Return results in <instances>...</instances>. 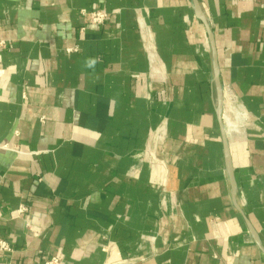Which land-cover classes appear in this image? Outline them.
Segmentation results:
<instances>
[{"label":"crops","instance_id":"1","mask_svg":"<svg viewBox=\"0 0 264 264\" xmlns=\"http://www.w3.org/2000/svg\"><path fill=\"white\" fill-rule=\"evenodd\" d=\"M198 3L229 162L193 0H0L1 264H264V0Z\"/></svg>","mask_w":264,"mask_h":264},{"label":"water","instance_id":"2","mask_svg":"<svg viewBox=\"0 0 264 264\" xmlns=\"http://www.w3.org/2000/svg\"><path fill=\"white\" fill-rule=\"evenodd\" d=\"M193 5L195 8L197 17L203 22V24L205 26V29H206V32L208 35V40H209L210 45H211V53H212L211 55H212V65H213V81H214L215 88H216L215 109H216V113L218 116L220 126L223 130L225 155H226V158L228 161L229 157H228V150H227L226 134L224 131L225 124L223 121V109H222V96H223V94H222V86H221L220 78H219V68H218V63H217L216 50H215V46H214V37H213L212 30L209 26L208 20L206 19L205 15L203 14V12L199 6L198 0H193ZM229 166L230 165L228 163V171H229L230 181L232 183V193L234 194L235 193V187H234V182H233L232 177H231V171H230Z\"/></svg>","mask_w":264,"mask_h":264},{"label":"built area","instance_id":"3","mask_svg":"<svg viewBox=\"0 0 264 264\" xmlns=\"http://www.w3.org/2000/svg\"><path fill=\"white\" fill-rule=\"evenodd\" d=\"M82 12L86 14L87 20L90 23L96 24L98 26L103 25L108 20V13L101 9H93L88 12H85V11H82ZM0 45H3L2 41L0 42ZM223 121H224L225 128H226L227 121L224 115H223ZM25 210L26 208L24 206H20L18 209V212L23 213ZM12 250L13 248L11 244L6 239L0 237V256L2 254L12 252ZM8 264H13V263H8ZM41 264H64V262L62 258L58 256H52L50 258L45 259Z\"/></svg>","mask_w":264,"mask_h":264},{"label":"bare ground","instance_id":"4","mask_svg":"<svg viewBox=\"0 0 264 264\" xmlns=\"http://www.w3.org/2000/svg\"><path fill=\"white\" fill-rule=\"evenodd\" d=\"M234 111H236V117H237V119H238V121L240 120V121H242V116L240 115V112L238 111V110H234ZM235 123H237L238 124V122H235ZM235 123H232V124H228L227 123V125L226 126H230L231 128H233V127H235Z\"/></svg>","mask_w":264,"mask_h":264},{"label":"rangeland","instance_id":"5","mask_svg":"<svg viewBox=\"0 0 264 264\" xmlns=\"http://www.w3.org/2000/svg\"><path fill=\"white\" fill-rule=\"evenodd\" d=\"M224 107H223V101H222V109H223Z\"/></svg>","mask_w":264,"mask_h":264}]
</instances>
